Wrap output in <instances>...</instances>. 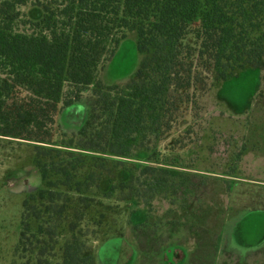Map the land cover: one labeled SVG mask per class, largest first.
<instances>
[{"label":"trees","instance_id":"1","mask_svg":"<svg viewBox=\"0 0 264 264\" xmlns=\"http://www.w3.org/2000/svg\"><path fill=\"white\" fill-rule=\"evenodd\" d=\"M27 4L35 15L21 11ZM132 31L137 69L124 85L103 87L102 62ZM263 64L264 0H0V136L34 142L41 184L23 201L22 252L36 264H98L89 237L102 224L84 206L87 189L98 188L96 170L122 167L119 158L138 152L178 165L158 156L184 148L178 126L195 122L199 97ZM93 85L83 125L53 139L61 109ZM125 168L128 178L108 197L117 187L135 190L142 173ZM158 173L147 184L169 181L166 169Z\"/></svg>","mask_w":264,"mask_h":264},{"label":"rangeland","instance_id":"2","mask_svg":"<svg viewBox=\"0 0 264 264\" xmlns=\"http://www.w3.org/2000/svg\"><path fill=\"white\" fill-rule=\"evenodd\" d=\"M20 9L26 16L35 15L29 4ZM140 59L136 34L127 32L102 62L98 72L102 86L124 85ZM94 88L61 109L53 139L83 125ZM197 112L194 123L186 117L178 126L184 148L159 153L160 159L178 165L152 162L138 152L133 158H119L125 161L122 167L108 163L101 172L96 170L102 173L98 188L87 189L91 200L84 206L86 218H98L102 224L100 233L89 237L98 264L264 263V228L257 233L259 225L249 220L244 246L231 237L238 219L251 209H264V64L215 84L199 97ZM176 135L167 136L165 143L172 144ZM33 144L0 136V264H36L34 253L19 248L23 201L41 186ZM85 165L89 169L90 164ZM125 167L142 173L139 183L133 184L135 190L117 187L108 197L111 184L118 186L128 178ZM160 169H166L169 181L163 186L147 184L146 178ZM88 227L97 231L92 223Z\"/></svg>","mask_w":264,"mask_h":264},{"label":"flooded vegetation","instance_id":"3","mask_svg":"<svg viewBox=\"0 0 264 264\" xmlns=\"http://www.w3.org/2000/svg\"><path fill=\"white\" fill-rule=\"evenodd\" d=\"M249 220L259 225L258 229L255 230L257 233L260 230H263L264 209H251L246 213L245 216L241 217L240 220L238 219L237 222H235L234 226L232 227L231 237H233L235 242L240 246H244L242 239L245 233V224H247ZM252 231L254 232V229H252Z\"/></svg>","mask_w":264,"mask_h":264},{"label":"crops","instance_id":"4","mask_svg":"<svg viewBox=\"0 0 264 264\" xmlns=\"http://www.w3.org/2000/svg\"><path fill=\"white\" fill-rule=\"evenodd\" d=\"M95 254H96V250H95Z\"/></svg>","mask_w":264,"mask_h":264}]
</instances>
